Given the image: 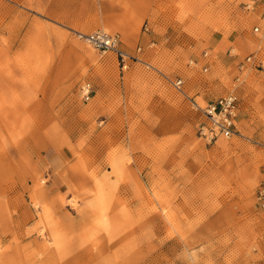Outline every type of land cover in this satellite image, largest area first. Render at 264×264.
Listing matches in <instances>:
<instances>
[{
	"label": "rangeland",
	"instance_id": "1",
	"mask_svg": "<svg viewBox=\"0 0 264 264\" xmlns=\"http://www.w3.org/2000/svg\"><path fill=\"white\" fill-rule=\"evenodd\" d=\"M246 3L0 0V264H264V0ZM95 31L135 59L77 37ZM230 93L237 134L208 141L196 105Z\"/></svg>",
	"mask_w": 264,
	"mask_h": 264
},
{
	"label": "built area",
	"instance_id": "2",
	"mask_svg": "<svg viewBox=\"0 0 264 264\" xmlns=\"http://www.w3.org/2000/svg\"><path fill=\"white\" fill-rule=\"evenodd\" d=\"M257 0H249L245 7H252ZM77 37L85 43L92 46L94 49L101 52L113 53L121 66L126 65V61L133 60L135 57L128 54L122 47L121 37L118 33H107L103 31H95L91 33H78ZM141 48H137L140 51ZM256 56L250 55L244 59V63L253 64ZM244 63L240 66L242 68ZM256 66L264 70V58L257 59ZM173 86L177 90H181L183 80L178 77L173 80ZM93 88L89 82H82L79 86V94L83 101H89L92 97ZM204 114L206 120L200 125L199 133L201 137L210 141L218 136H231L237 134L235 126V118L239 112V104L237 97L230 93L216 100L206 103L203 107L196 105ZM256 197L259 204L264 207V179H262L256 190Z\"/></svg>",
	"mask_w": 264,
	"mask_h": 264
}]
</instances>
